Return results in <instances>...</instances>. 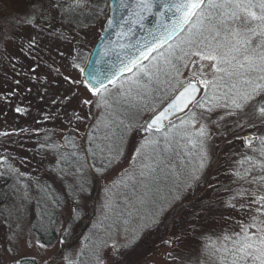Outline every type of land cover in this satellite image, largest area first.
Masks as SVG:
<instances>
[{
    "label": "snow or ice",
    "instance_id": "1",
    "mask_svg": "<svg viewBox=\"0 0 264 264\" xmlns=\"http://www.w3.org/2000/svg\"><path fill=\"white\" fill-rule=\"evenodd\" d=\"M84 10L92 19H105L103 32L109 35L102 37L107 43L102 44L91 71L80 66L77 50L71 67L79 71L81 79L63 77L71 85H82L93 98L81 100L82 105L95 104L102 110L100 117L92 118L95 126L89 125L93 128L90 156L81 157L73 151L69 166L59 171L61 179L73 177L72 211L67 220L62 219L64 197L52 185L36 181L37 193L33 196L30 186L21 184V203L19 207L14 205L15 211L4 219L0 264H55L54 259L46 258L51 242H44L40 234L58 229L60 243H64L63 237L80 214L75 201L86 191L83 174L89 159L93 166L99 165L100 173L118 163L125 136L136 126V117L148 111L153 115L139 127L149 135L133 157H141L139 178L128 177L142 190L134 199L124 196L118 202L111 188L106 189L109 195L102 205V216L93 225L102 232L94 231L85 238L89 264H108L104 257L107 249L123 255L119 252L124 247L120 240L134 243L158 228L165 213H172L179 224L184 221L182 213H211L212 200L205 202L200 197V203H195L200 187L223 193L220 205L240 216L234 227L205 243L204 252L211 264H264V0H28L24 14L12 19L17 26L35 29L22 45L38 61L31 69L33 73L42 59L39 53L45 36L52 41L70 39L64 35L63 26H82L78 17ZM4 23L8 26L3 34L11 35L9 21ZM111 35L117 39L111 40ZM59 55L63 57L64 53ZM54 71L60 74L59 68ZM75 95L58 97L52 103L63 105ZM216 110L222 112L220 120L234 118L231 128H224L225 142L232 143L228 138L231 133L244 145L243 151L224 153V175L228 179L223 181L219 173L210 176L215 161L206 118ZM178 113L184 116L177 117V123L172 117ZM73 116L77 121L84 120L79 113ZM249 129L254 131L240 135ZM71 143L75 147L74 140ZM45 147L58 149L56 145ZM9 170L16 172L11 166ZM16 191L19 193V188ZM187 192L194 199L184 205ZM34 199L40 208L38 215L27 208ZM132 222L135 227H130ZM192 232H196V226ZM183 238L181 228L165 242L171 246ZM166 255L169 260L183 261L173 253ZM190 264H202L200 256Z\"/></svg>",
    "mask_w": 264,
    "mask_h": 264
},
{
    "label": "rangeland",
    "instance_id": "2",
    "mask_svg": "<svg viewBox=\"0 0 264 264\" xmlns=\"http://www.w3.org/2000/svg\"><path fill=\"white\" fill-rule=\"evenodd\" d=\"M87 13L88 10H84L81 14L83 26L76 27L74 23L64 24L62 31L70 39L66 41H52L48 37L43 39L41 45L43 50L39 53L42 59L39 60V67L35 73L31 69L38 61L22 59L16 53V50L20 48L13 39L9 38L0 45V161H2L0 170L9 179V199L0 206V239L6 231L5 217L15 211L14 205L19 207L21 203L19 196L24 191L21 184L29 185L30 194L33 196L37 193L36 181L52 185L64 197L62 219L67 220L72 211L74 200L70 185L73 183V177L69 175L61 179L59 171L69 166L72 160L70 154L73 151L79 153L81 157L90 156L88 150L93 128L89 125L95 126V120L92 118L100 117L102 112L95 104L82 105L81 100L93 98L82 85H71L63 78L71 76L73 79H81L79 71H73L71 67L72 59L78 50L81 54L78 63L81 67L84 66L87 56L106 23L105 19H92ZM105 13L108 14L107 8ZM57 27H60L58 21ZM34 34L35 30H31L30 27L23 28L19 32V38L27 42ZM60 52L64 53L63 57L59 55ZM8 57L15 60L11 64L13 66L9 64ZM54 68L60 69L59 75ZM37 76L39 80L35 79ZM17 81L19 84L16 83ZM74 92L77 95L72 96V99L65 104L52 103L53 99L71 96ZM17 108L20 109L19 112L16 111ZM74 112L84 116V120H75ZM221 114V110L207 114L206 124L209 133L212 134L209 144L215 161L211 166L210 176L219 173V179L223 181L228 179L224 175L226 168L224 153L229 150L243 151L244 145L242 140L234 139L231 133L228 134V138L232 139V143L225 142L224 128H231V121L234 118L225 117L224 120H220ZM50 115L53 118L47 119ZM152 115L153 113L148 111L136 117V126L125 136L123 155L118 163L100 173L97 171L99 165L93 166L89 159V166L85 167L83 174L87 180L86 191L75 201L79 205L80 214L68 235L63 237L64 243H60L61 236L58 229L40 234L44 242H51L52 245L47 250L46 258L54 259L55 264H89L90 258L86 255L85 238L94 231L102 232L99 226L94 229L93 225L102 216V205L106 196L109 195L106 189L111 188L118 202L123 200L124 196L134 199L135 193L142 190L139 184H134L128 177L135 175L139 178L141 157L137 156L136 159L133 157L136 149L149 135L139 125L146 124ZM174 121L179 122L178 119ZM251 131L254 130H246L240 135H246ZM66 136L69 137L68 140L65 139ZM73 140L75 147L71 143ZM45 145H56L58 149L45 147ZM161 147H163L162 141ZM62 156L67 159H61ZM10 166L16 170L15 173L9 170ZM18 173L25 175L18 176ZM210 182L216 183L215 180ZM17 188L19 193L16 191ZM196 192L198 193L195 199L196 204L200 203V197L205 202L212 200L211 213L207 210L198 216L187 212L182 213L183 224L177 223L172 213H165L164 221L158 228L145 233L134 243L127 244L121 239L120 244L124 247L119 249V252L123 255L107 249L104 257L108 260V264H186L187 261L194 262L197 255L202 260V256L206 255L205 243H210V238L215 239L217 234L225 229L234 227L235 220H238L240 216L239 213L220 205V197L224 195L223 193L217 194L214 189L204 187L197 188ZM193 199V194L187 192L182 203L188 205ZM27 208L29 212L36 215L40 212L35 199L27 205ZM91 209L93 215L90 217ZM193 226H196L195 233L192 232ZM130 227H135V222H132ZM181 228L184 232L183 240L174 241L169 246L165 241L171 239L173 233L179 234ZM167 253L180 256L183 261L169 260ZM202 264L205 263L202 261ZM206 264H211V260Z\"/></svg>",
    "mask_w": 264,
    "mask_h": 264
},
{
    "label": "trees",
    "instance_id": "3",
    "mask_svg": "<svg viewBox=\"0 0 264 264\" xmlns=\"http://www.w3.org/2000/svg\"><path fill=\"white\" fill-rule=\"evenodd\" d=\"M28 8V0H0V45L7 40V39H13L16 44H18V50H16V53L20 55L22 59H29L30 61H35V59L32 58L28 54V49L27 47H23L22 45H26L27 42H23L19 38V32L28 26H17L15 21L12 19L13 17L16 16H22L26 9ZM82 15L78 17V19L81 21ZM5 21H9V24L11 25L13 32L11 35H4L3 34V29L6 28L8 25H5ZM59 22V21H58ZM88 22V21H87ZM83 21H81V24L83 26ZM86 23V22H85ZM90 23V21H89ZM87 23V24H89ZM77 27V25H76ZM31 30H35L33 27H30ZM46 37V36H45ZM22 48V50H21ZM70 51L73 52L72 49H69ZM21 51V52H20ZM7 57V54H5ZM9 59V60H8ZM9 61V64H13L15 62L14 59H11L10 57L7 58ZM6 60V61H7ZM13 66V65H11ZM8 177L0 170V206L4 205L7 200L9 199V183H8ZM218 209V208H217ZM90 217L93 215V210H90ZM202 261L206 264L207 261L210 260V258L207 255L202 256ZM192 262V261H191ZM186 264H190V261H187Z\"/></svg>",
    "mask_w": 264,
    "mask_h": 264
},
{
    "label": "water",
    "instance_id": "4",
    "mask_svg": "<svg viewBox=\"0 0 264 264\" xmlns=\"http://www.w3.org/2000/svg\"><path fill=\"white\" fill-rule=\"evenodd\" d=\"M146 26H150L148 21H146ZM108 35H109L108 33H104L102 31L100 37L94 43V45H93V47H92L89 55L87 56V59H86L87 60V63H84V66H83L88 71H91L92 70L93 61L98 58V54H99V52L101 50L102 44L107 43V40H102V37H106ZM138 35L139 36H144V35H146V33H138ZM110 39L113 40V41H115L117 39V37L115 35H111L110 36ZM85 75H86V73H85ZM185 111H187V109ZM183 114L184 113H178L176 116L172 117V119L174 120L175 118H177V117H179V116H181ZM165 123H167V121H165Z\"/></svg>",
    "mask_w": 264,
    "mask_h": 264
}]
</instances>
